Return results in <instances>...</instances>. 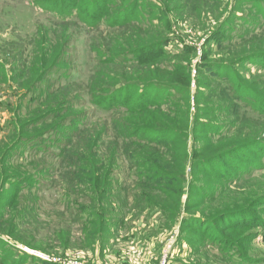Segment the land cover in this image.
<instances>
[{
	"label": "rangeland",
	"instance_id": "1",
	"mask_svg": "<svg viewBox=\"0 0 264 264\" xmlns=\"http://www.w3.org/2000/svg\"><path fill=\"white\" fill-rule=\"evenodd\" d=\"M32 1L0 0V156L16 136L43 130L40 121L31 123L39 95L58 87L67 98L71 93L74 111L85 118L79 129L89 128L73 151L91 148V135L98 136L95 145L118 141L113 219L104 235L94 234L90 216L79 212L97 206L88 201L86 176L59 170L49 154L19 149L0 162V181L6 173L43 170L30 190L15 200L14 191L4 192L0 200L5 263L264 264V0H136L129 22L93 29L58 24ZM89 1L77 0L86 17L94 8ZM41 37L59 41L61 63L24 90ZM124 52L137 60L118 62ZM176 65L191 83L172 91L162 71ZM123 83L120 98L129 93L128 104L141 97L151 104L145 116L92 103L90 89L101 94L99 86L114 91ZM134 124L162 133V145L149 140L156 132L134 138L144 130ZM38 161V168L30 163ZM9 186L4 181L3 189ZM223 225H231L235 246L220 243Z\"/></svg>",
	"mask_w": 264,
	"mask_h": 264
},
{
	"label": "trees",
	"instance_id": "2",
	"mask_svg": "<svg viewBox=\"0 0 264 264\" xmlns=\"http://www.w3.org/2000/svg\"><path fill=\"white\" fill-rule=\"evenodd\" d=\"M66 1H69L70 4ZM91 1L92 3L89 5L93 4L94 8L89 12V16L87 17L83 15L81 10H86L87 8L80 7L77 0H64L63 3H60L61 0H48L49 3L46 1L40 2L34 0L32 3L43 11L53 13V17L56 20L55 22L58 24L75 23L76 25L81 24L83 26L90 27L91 29L96 28L98 25H100L99 23L104 24L107 27H111L116 23L119 24L127 21L129 22V20L134 16L131 14L135 13H132L128 7L130 5L134 6V3H137L136 0H131L129 3H127V0H90L89 2ZM84 4L87 5V2ZM69 5L74 10H66V7ZM120 10L123 12H120ZM72 44L73 43L69 45ZM60 49L61 46H59L58 40L53 42L51 39L47 40L43 37H41V39L35 40L34 51L31 60L29 61L28 71H26L27 74L25 73L26 76L24 78V82L20 83L19 87L24 90H30L31 86L34 84V81H36L38 84L41 82L43 76L46 75V73H53L54 66L61 63L59 61L61 56ZM128 55V52H124L120 56L118 62L131 64L133 60H137L135 55L130 54L131 57ZM112 60L114 61L116 59L112 58ZM172 68V71L161 70L164 74V78L166 79L165 81L173 86V89H169L174 91V89L176 90V88L178 89L179 87L184 89L189 87L191 80L185 73V69L178 65L172 66ZM217 74L219 75V78L221 77V79L227 80V72L225 73L222 71L221 73ZM104 80L106 82L110 81L109 78H104ZM125 87V84H120L118 87H115L113 91V85L111 88H109L108 85H101L97 88L101 94H95V89H90L89 96L92 98V103L97 108L126 114L137 113L139 116H145L150 111L151 104L147 102L144 103L142 97L135 99L132 102L133 105L128 104V99L130 98L129 93H126L122 98L119 97L121 94L119 90ZM75 88L77 89L76 86H73L71 91L75 92ZM59 89L60 87H58L56 90H53L52 92H46L44 95H39L36 99L37 102L40 100V107L39 110H37V112L34 114L33 119H31V123L36 124L38 121H40L41 124H44L43 130L33 135L16 136V138L5 147L3 153H1L2 155L0 156V162L3 163L8 158H12L17 150L24 148V150L29 149L33 154L44 156L49 154V156H51L53 159H57L59 170L65 169V171H69V173L72 172L82 176L85 175L86 181L93 192L91 197L88 198V201H95L97 206L95 209L92 208V210L89 209L88 211L79 212L90 216L88 223L92 224V230L94 234L102 236L110 228V221L113 219L112 211L108 209L110 203H112L114 199L111 195L110 176L113 173V166L115 162L114 159L117 158L116 156L119 153L117 150L118 153L114 155V148H118V141L116 138L111 141L114 142L115 147H112L107 143H103V140L99 141L95 145L96 137L98 136L91 135V139L93 140L92 143H94L91 148L86 149L82 154L73 151V148L81 140V138L86 136L89 128H86L83 133L81 132L79 127L84 125L83 121L85 118L82 117L78 112L74 111L75 97L71 96L70 93L67 98L66 92ZM141 93L142 88H139L138 97L141 95ZM47 118L52 120L46 121ZM142 125L143 127L136 125L139 126L138 128L141 131L143 128L144 130L141 133L133 135L134 138L138 136L141 139H144L146 136H152L151 134L156 132L158 133V138L154 139L155 137H150L151 139L149 140H151L153 143H156V147H158V145H162L161 140H163L164 135L155 130L147 131L146 129L149 127H147L146 124ZM158 127L161 128L160 126ZM23 128L24 126L22 127V125L19 127L22 132ZM126 130L127 128L124 129L122 133H125ZM44 134L47 136L46 138L42 137ZM74 138L76 139L73 141ZM224 156L219 158V160H226ZM40 162L42 161L30 163H34L38 168ZM211 163L212 162H210L208 165H211ZM39 168L38 171L33 173L21 171L11 172L8 174H5L6 170L3 168V174L5 175L2 176V181H0V200H2L3 197H8L3 195L4 192L7 193L12 191H14L12 198L15 200L16 192H19V190L24 188L29 189L30 185L39 182L37 175H40L39 173L42 172L43 167L40 169ZM4 181L10 182V186L6 187L5 190L3 189ZM33 192L34 191H32V193ZM260 204H264V197L260 198ZM85 208L86 207H83V209ZM230 227L231 225H223L224 235L221 236L222 241L220 243L235 246L234 240H232ZM6 253V251H3L2 254H0V264H6V260L4 258ZM11 259L8 262L9 264H13L15 261L13 258ZM17 259H19L18 262L22 261L18 256ZM239 261L240 260H237L236 263L239 264Z\"/></svg>",
	"mask_w": 264,
	"mask_h": 264
},
{
	"label": "built area",
	"instance_id": "3",
	"mask_svg": "<svg viewBox=\"0 0 264 264\" xmlns=\"http://www.w3.org/2000/svg\"><path fill=\"white\" fill-rule=\"evenodd\" d=\"M27 249H24V251H26ZM30 254H32V253H30Z\"/></svg>",
	"mask_w": 264,
	"mask_h": 264
}]
</instances>
